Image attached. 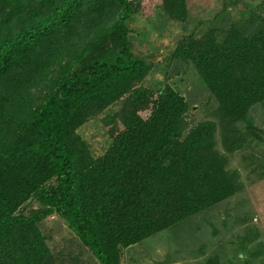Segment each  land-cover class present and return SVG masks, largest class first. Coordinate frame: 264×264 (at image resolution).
Returning <instances> with one entry per match:
<instances>
[{"label": "trees", "instance_id": "1", "mask_svg": "<svg viewBox=\"0 0 264 264\" xmlns=\"http://www.w3.org/2000/svg\"><path fill=\"white\" fill-rule=\"evenodd\" d=\"M137 1L0 0V264H56L35 227L54 213L97 264H121L123 250L240 193L216 149V123L186 133L179 93L138 86L152 65L132 49ZM187 1L161 0L162 11L184 23ZM243 2L223 1L172 56L190 62L216 100L227 153L249 142L238 123L259 137L248 113L264 103V1L231 19L228 8ZM133 87L93 154L78 129ZM32 197L45 210L15 215Z\"/></svg>", "mask_w": 264, "mask_h": 264}, {"label": "rangeland", "instance_id": "2", "mask_svg": "<svg viewBox=\"0 0 264 264\" xmlns=\"http://www.w3.org/2000/svg\"><path fill=\"white\" fill-rule=\"evenodd\" d=\"M223 1L227 0H188V19L178 23L163 13L161 0H138L140 13L131 24L130 40L134 55L152 65L138 86L155 95L166 86L179 93L189 105L186 133L201 122H215L216 149L226 157V169L238 172L242 189L179 226L123 250L121 264H206L215 257L219 264H264V103L253 106L248 113L259 137L246 133L247 123H238V134L249 142L227 153L222 142L227 127L217 117L216 100L190 62L172 57L184 36L201 29L200 22L211 20L222 10ZM263 1L244 0L237 7L228 8V15L240 20L244 9L250 11ZM135 89L126 91L117 103L95 113L78 129L93 154L100 155L107 145L106 116L126 110L123 102L134 95ZM140 116L147 120L150 110L140 111ZM43 210L45 207L32 197L15 215L33 216ZM35 227L56 264H97L61 214L54 213Z\"/></svg>", "mask_w": 264, "mask_h": 264}]
</instances>
